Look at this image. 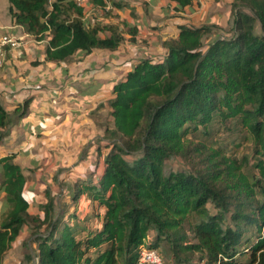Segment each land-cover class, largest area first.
<instances>
[{
    "label": "trees",
    "instance_id": "obj_1",
    "mask_svg": "<svg viewBox=\"0 0 264 264\" xmlns=\"http://www.w3.org/2000/svg\"><path fill=\"white\" fill-rule=\"evenodd\" d=\"M170 1L177 13L193 3ZM9 3L17 25L49 37L47 61L113 53L139 34L116 14L122 2L94 0L90 18L71 0ZM230 13L227 37L210 41L218 25L180 24L163 53L135 59L113 85L108 140L89 173L73 174V198L95 207L94 225L58 211L50 186L35 211L17 154L0 158V264L25 228L23 264H140L143 248L172 264H264V0H233ZM28 108L29 100L13 110L0 103V145ZM216 126L241 135L235 149L250 143L252 154L209 143ZM196 133L207 140L189 138ZM176 160L182 167L168 165Z\"/></svg>",
    "mask_w": 264,
    "mask_h": 264
},
{
    "label": "crops",
    "instance_id": "obj_2",
    "mask_svg": "<svg viewBox=\"0 0 264 264\" xmlns=\"http://www.w3.org/2000/svg\"><path fill=\"white\" fill-rule=\"evenodd\" d=\"M232 1L193 0L191 6L177 13L174 11L175 4L170 0H110V4L128 3V10L126 8L116 11V14L122 15L118 16L122 20L126 19L129 25L139 28L135 44L124 42L126 45L124 48L129 49V56L124 49L120 53L123 47L121 46L113 53L97 50L89 55L78 54L65 61L52 62L45 59L49 37L36 40L23 26L14 22L9 11V0H0V38L10 36L20 42L18 48H7L6 62L0 69V103L6 109L13 110L18 104L22 105L29 100L26 116L16 122L0 145V158L16 153L15 162L21 166L26 178L29 172L33 173V180L27 179L28 193L36 197L46 188L44 177L40 176V166L48 165L45 170H51L49 164L53 159H50L52 156L48 149L65 146L68 143L69 130L80 129L84 123H89V120H85L93 114L96 116L101 108L110 110L108 100L112 96L113 85L123 81L127 70L132 68V62L141 58L136 57V54L133 56L131 52L136 51L135 46L141 39L153 41L158 38L152 35H160L161 47L158 46L157 41H147L152 43L145 54L155 55L163 53L162 46L165 40L178 35L180 24L196 27L218 25L220 28L218 30L223 33L232 25L228 24ZM90 7L94 6L88 7V17H90ZM130 13H134L135 17L133 18ZM113 55H118L120 59L118 63L116 60L112 61ZM90 64H97L98 67L107 66L111 69L109 72L100 69L102 71H99V77L90 73L89 79L91 76L92 79L85 81L86 78L82 79L80 76L81 73L88 71L85 68ZM66 92L73 93L77 99L80 97L82 104L72 107L65 105L64 110L56 109V101L65 99ZM85 95H87L86 99ZM100 102L102 103L99 104ZM26 165L38 170L27 171ZM1 174L0 168V182ZM0 200L6 205V197L2 191H0ZM23 233L13 245L17 242L23 244L26 240ZM5 257L2 264H18L14 259L8 261Z\"/></svg>",
    "mask_w": 264,
    "mask_h": 264
},
{
    "label": "rangeland",
    "instance_id": "obj_3",
    "mask_svg": "<svg viewBox=\"0 0 264 264\" xmlns=\"http://www.w3.org/2000/svg\"><path fill=\"white\" fill-rule=\"evenodd\" d=\"M219 1V0H218ZM128 4V3H127ZM128 10V8L126 9ZM94 14H97V12L93 9V7H90V17H93ZM119 16H122L118 14ZM130 15L134 18L135 15L134 13H130ZM88 17V18H90ZM121 18V17H120ZM125 22L128 23V21L125 19ZM233 22V16L230 14V18L228 21V24H232ZM227 24V25H228ZM158 28V26H157ZM155 29L157 31L158 29ZM152 29V28H151ZM153 30V29H152ZM231 27H228L227 30H224L223 33L220 32L218 29H214L213 34L211 35L210 41H212L214 38L217 36L221 37H227L230 32ZM126 31V30H125ZM154 31V30H153ZM156 36L158 39H155L152 41V39H141L139 44H136L135 47L136 51H131L132 55L136 54V57H143L146 54V51L149 50L148 47H150V44L152 42L158 43V46L161 47V37L159 34L157 35H152ZM126 37L128 38L129 35ZM151 38V37H150ZM147 41H152L151 43H147ZM145 42V45H144ZM125 43L122 44V48L120 49L125 52H127V56H129L128 50L124 48ZM119 53V54H120ZM118 55H113L111 56L112 61L116 60L117 63L120 61ZM129 58V57H127ZM126 60V59H125ZM85 69L88 71L81 73V78L84 79L86 78L85 81H89V74H96V77L100 76L99 71L105 70L106 72L110 71V67H98V65L90 64L87 66ZM102 69V70H100ZM67 94V97L62 101H56V109H61L64 110V106L67 105L68 107L72 106H80L82 104V100L79 97L78 99L73 96V93ZM87 98V95H85V99ZM60 103V104H59ZM100 102L99 104H101ZM106 106V105H105ZM107 107V106H106ZM90 121L89 123H84L82 127L76 128L74 130H69L68 131V143L63 146V147H57V148H49L48 150L51 151V156L53 159L52 163L49 164L51 166V170L48 171L45 170L46 166H40L41 172L40 176L44 177V180L46 182V188L47 186H50L53 190V194L56 197V209L58 211H61L62 213H73L77 212L81 217H91L93 211L95 210V207L91 204H88V201L86 198L83 200L79 201L78 203L74 200L73 198V185H74V180H73V174L77 173H89V169L94 161V155L96 154L98 144L101 141H105V130L106 128H113L114 126V119L111 116V111L108 108H101L98 113H96V116L91 115L89 116V119H86L85 121ZM87 128L89 130H87ZM209 136H208V142L211 144H215L216 146H223L228 152L235 154L239 158L243 155L250 156L252 154L251 152V147L250 143H247V145L242 144L239 147L236 148V145L240 143V138L241 135H232L230 131L225 130L222 127H213L209 130ZM105 138V139H102ZM189 138L192 139H197V140H207L205 136H202L200 133L196 134H190ZM210 138V139H209ZM108 140V139H106ZM108 142V141H106ZM104 143V142H102ZM107 152L105 148L102 149L101 151V156H104V154ZM84 161V162H83ZM95 162V161H94ZM87 163V164H86ZM183 162L181 160H176V161H171L168 163L169 166H172V168L177 169L182 167ZM86 165V166H85ZM89 165V166H88ZM27 171H37L38 168L32 169L31 167L27 166ZM80 169V170H79ZM25 171V169H24ZM75 171V172H74ZM47 176H46V175ZM82 174V175H83ZM33 173L29 172L27 174V179L29 181L33 180ZM56 178L59 179V182H56ZM45 189H43V192L41 195H37L36 197L33 196L32 193L26 192L27 197L32 201V207L34 208L35 211H38L39 204L38 200L43 198ZM4 197V196H3ZM2 201V200H0ZM2 207L0 208V220L2 215L5 213L7 210V206L5 205V202L2 201ZM68 214V215H69ZM90 222L93 223V225L97 222L95 217H91ZM24 237L27 239L29 237V229L25 228L24 229ZM33 248H36V246L33 244ZM27 252L26 248L23 246V244L20 243H15L10 250L6 254V259L8 261H12L14 259L15 262H18V264H23L24 260V255ZM163 257V263L164 264H172L165 256V254H162Z\"/></svg>",
    "mask_w": 264,
    "mask_h": 264
},
{
    "label": "built area",
    "instance_id": "obj_4",
    "mask_svg": "<svg viewBox=\"0 0 264 264\" xmlns=\"http://www.w3.org/2000/svg\"><path fill=\"white\" fill-rule=\"evenodd\" d=\"M78 7H89L92 5L94 0H71ZM106 1V0H105ZM110 5L107 6V10ZM20 42L10 36H3L0 38V69L4 67L7 57V48H18ZM140 264H163V257L161 253L157 250H150L148 248H143L141 251Z\"/></svg>",
    "mask_w": 264,
    "mask_h": 264
}]
</instances>
